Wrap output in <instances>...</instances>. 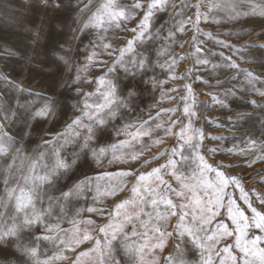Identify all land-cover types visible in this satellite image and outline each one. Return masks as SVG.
Instances as JSON below:
<instances>
[{
    "label": "rangeland",
    "instance_id": "rangeland-1",
    "mask_svg": "<svg viewBox=\"0 0 264 264\" xmlns=\"http://www.w3.org/2000/svg\"><path fill=\"white\" fill-rule=\"evenodd\" d=\"M104 2L64 0L66 10L54 11L42 0H0V124L3 125L0 132L12 138L13 148H20V157L25 158L23 168L15 173L19 182L23 183L22 177L27 174L31 162L41 152L47 154L53 148H59L61 156L69 163L75 159L57 183V187L64 190L85 176L95 177L105 172L132 173L123 178H112L111 184H120L122 189L115 195L105 194L102 188L95 202V190H84L82 195L72 197L60 227L79 229L80 232H69L68 243L59 249L52 243L43 242L39 258L49 260V264H99V250L92 251L96 248V240L104 242L99 228L108 223L122 224L124 231L130 234L132 224L124 221L132 217L137 232L146 233L131 241L140 249L138 264H205L209 260L211 264H236L231 259L238 255L235 247L231 254L222 251L235 245V235H226L220 225H227L229 232L237 227L229 218L226 207H217L215 216L210 212H197V219L204 215L208 222L200 221L196 225L203 228L199 235L204 242L201 247H195L187 234L182 238L179 230L174 231L185 213L188 215L184 216L183 224L191 227L195 223L191 195L178 197L165 192L166 198L176 207L168 208L161 203L153 211L151 205L142 203L140 194L143 188L154 187L158 181L153 177L138 185L137 178L167 165L169 159L177 162L176 166L184 176H189L201 163L196 159L197 154L203 156V163L222 172L225 178L239 179L238 186L230 182L225 187L223 205L231 200L233 214L239 209L249 218L251 226L246 229L247 236L264 234L255 227L259 217L264 215V95H261L264 93V0H167L165 7L155 11L151 18L148 31L152 38L146 35L143 43L133 45L136 59L143 55L151 60L146 74L137 75L133 81L118 63L119 49L136 37L137 33L131 29L140 24L152 0H120L129 8L141 4L133 10L131 19L120 22V27L113 24L111 27L106 25V30L84 28ZM170 31L174 33L171 38ZM103 44H109L110 48L104 49ZM93 51L96 55L89 61L87 57ZM59 56H64L67 63L59 60ZM133 56L132 52L125 53L124 63L128 64ZM203 60L208 63H201ZM231 63L238 67H229ZM110 68L114 70L109 72ZM248 73L252 74L251 80ZM77 75L79 80H76ZM101 76L119 83L118 95L124 106L116 109V116L108 120L105 135L99 140L94 138L91 148L98 151L115 143L116 129L127 124L137 126L128 129L134 133L140 124L148 121L154 131L150 136L135 139L121 135L119 139L129 141L124 149L115 156L108 151L96 158L91 151L85 155V150L80 147L83 129L80 130L82 135L73 137L70 143L61 140L57 144L54 138L81 115L79 109L84 94L96 93V81ZM129 82L135 85V93L131 96L124 87ZM76 89H80L79 93ZM220 100L224 102L223 106L218 102ZM46 101L53 102L52 114L46 118H33L32 114ZM186 106L195 115H185ZM157 123L163 127L155 128ZM182 124L185 135L193 136L195 148L185 145L179 138ZM165 128H171V132L166 133ZM157 140L161 142L155 143ZM181 145H184L183 155L189 157L187 161L179 154L172 156L173 149H180ZM136 153L142 154L133 160ZM14 155L15 152L10 151L0 157V168L6 169ZM45 162H48L47 157ZM16 163L19 165L20 159ZM171 171L160 168L159 175L180 191ZM3 175L7 172H0V176ZM205 177L213 180L215 171L205 172ZM100 184L105 185L107 181H100ZM134 187L138 188L137 194L132 192ZM3 189L0 179V196H3ZM49 194L59 195V192ZM245 194L247 201L243 199ZM126 200L132 203L116 215V206ZM5 205L0 206V213H3L0 227L11 223L13 205L6 197ZM37 207L41 205L38 203ZM43 207H47L46 202ZM88 207L99 208L101 212L83 211L75 216L78 209ZM200 207L203 208L204 203ZM141 208L152 213L151 219L140 211ZM252 209L256 210L255 221H252ZM173 212L175 215L171 214ZM72 218L78 221L75 226L67 222ZM88 220L95 223L87 224ZM141 221L145 222L143 226ZM157 227L160 232L152 230ZM33 231L40 234L38 230ZM84 232L91 235L92 240L77 244L76 240ZM161 232L172 235L162 236ZM27 239L26 233L25 242ZM113 243L116 260L120 264H129V257L124 254L119 240ZM81 253L88 255L81 256ZM54 254L66 258L53 260ZM3 259L4 253L0 250V260Z\"/></svg>",
    "mask_w": 264,
    "mask_h": 264
},
{
    "label": "snow or ice",
    "instance_id": "snow-or-ice-1",
    "mask_svg": "<svg viewBox=\"0 0 264 264\" xmlns=\"http://www.w3.org/2000/svg\"><path fill=\"white\" fill-rule=\"evenodd\" d=\"M43 3L54 11L66 10V5L64 0H42ZM167 0H152L148 6V10L145 13L140 24L136 28L131 29L132 32L137 33L133 40L127 42V46L119 49L120 60L118 63L123 67V71L130 81L135 80L136 76L139 74H146L148 66L151 64V60L147 56L141 55L139 59L135 58V49L133 45L137 42L143 43L146 35L147 38H152L151 33L148 31L150 27V21L155 11H159L165 7ZM141 7V4L136 3L129 8L127 5L120 3V0H105V2L97 9L96 13L90 17L88 23L84 25V28H100L106 30L105 26L111 27L115 24L116 27H120L122 21L129 20L132 18L133 10ZM199 7V5H197ZM197 19H199V13H197ZM182 31V29H181ZM174 35L173 32H169V38ZM223 43V42H218ZM104 49L110 48L109 44L102 45ZM231 47V46H228ZM236 51H240L237 49ZM53 54H56V49H52ZM127 52H132L134 56L129 59L128 64L124 63V54ZM110 54V53H109ZM161 55L162 53H157ZM96 53L93 51L91 55L87 57L89 61L93 60ZM59 60L67 63L64 56H59ZM230 59V58H229ZM201 63L207 64V60L200 61ZM164 67V65H160ZM229 67H238L235 63L229 64ZM114 69L110 68L109 72ZM250 80L252 79V74L248 73ZM80 77L77 75L76 80ZM97 90L96 93H85L84 99L82 100V107L79 109L81 115L77 116L71 124H69L65 132L57 134L54 138L55 143L59 144L61 140L65 143H70L73 137H80L82 135L81 129H83V143L80 147L85 150V155L88 151L92 152V155L96 158L104 155L106 152L111 151L113 156L116 153L124 149L129 141L119 139L121 135H130L134 139L138 136H150L154 131L151 126L148 125V121H144L140 124L136 132H129L128 129L136 128L134 124H127L122 129H116L117 140L115 143H110L107 147H101L98 151L91 148V142L93 139L99 140L102 138L108 127V120L116 116V109L123 105V101L118 95L119 83L108 80L105 76L99 77L96 81ZM125 89L127 90L128 96L134 95L135 85L131 82L126 84ZM103 89V90H102ZM79 93L80 89H76ZM229 93H226V95ZM264 95V93H261ZM222 106L224 102L222 100L218 101ZM248 103L252 104L253 101ZM75 107V106H74ZM53 112V102L46 101L44 105L36 110L32 116L35 117H47ZM185 115L192 116L195 112H190L186 106L184 109ZM15 115V113H12ZM159 115V114H158ZM85 120L87 122H85ZM191 123V121H189ZM175 124V121H173ZM3 125L0 124V128ZM163 127L162 124L157 123L155 128ZM199 132V130H196ZM166 133L171 132V128H165ZM202 137V132L200 133ZM179 138L184 141L185 145H189L195 148L197 145L192 144L193 136L185 135V126L181 125V132ZM157 140L155 143H160ZM15 142L12 140L7 133L0 132V157L6 156L11 152H15L14 156H11L12 163L7 165L6 169L0 168V172H7V175L0 176L3 181L4 189L3 196H0V206L5 205V197L8 203L13 205V214L10 217L11 223L5 224L0 227V250L4 253V259L0 260V264H49V260H41L39 258V249L43 242L52 243L54 248H62L68 243L66 239L69 232L75 231L79 233V229H64L61 228V222L67 216V206L71 202V198L74 196H80L83 194L84 190L89 192L95 190L96 196H93V201L95 202L98 196L101 194V189L107 195H115L118 190L121 189V185L117 184L113 186L111 184L113 177H125L131 175L130 172H117V173H101L95 177L85 176L83 180H79L74 185L64 190L63 188L57 187L59 179L67 174V171L71 168L72 164L75 163V159L69 163L66 159L61 156L59 148H53L49 153L41 152L39 156L31 162L28 167V172L23 175V183L21 184L16 178L15 173L23 168V163L25 158L20 157V148H13ZM49 143V142H46ZM255 143V141H252ZM183 147L180 149L174 148L172 151V156L179 154L183 160L187 161L189 157L183 155ZM142 153H136L132 156L133 160L138 159L139 155ZM47 157V161L45 159ZM20 159V164L17 165L16 161ZM196 159L201 163L198 165V170L193 169L191 175L184 176L179 168L176 166V161L169 159L167 165H161L160 168L171 169L170 175L178 182L180 191L173 188L168 181L164 180L160 175V168H155L147 174H141L137 178V184L146 179H151L153 177L158 181L156 185L145 187L140 194V199L144 205H151L153 211H155L158 206L163 203L168 208L176 207L171 199H167L165 192L174 193L176 196H185L187 194L191 195L192 200V220L195 222L191 227L185 226L183 224L184 216L188 215L185 213L181 216L180 223L176 225L174 231L179 230L178 234L180 237H184L185 234L190 238L189 242L195 247H201L204 238L199 235L203 228H198L196 225L200 221L207 223L204 215H200L197 219V212L205 213L210 212L215 216L216 208L224 206L227 208L229 218L232 223L237 227L233 232H229L227 225L221 224L220 228L224 229V233L228 236L235 235V245H229L225 247L222 251L231 254L232 248L238 250V255L231 256V259L236 262V264H264V234L254 235L252 237L247 236L246 229L251 226L249 218L244 215V212L236 209L235 214H233V202L229 200L227 205H223V197L225 195L224 189L231 182L233 185L238 186L240 181L236 177L225 178L224 174L218 170L212 169L209 165L203 163V156L197 154ZM251 166V164H249ZM215 171V178L211 181L206 179L205 172ZM42 172V174H41ZM100 181H107V184L101 185ZM163 186V187H161ZM50 192H59V195L49 194ZM133 194L138 193V188L134 187L132 189ZM204 198V199H202ZM245 201L248 200L247 195L243 196ZM206 201V202H205ZM47 203V207H43L44 203ZM41 207H37V204ZM132 203L131 200H126L121 204L116 206V215H119L121 208ZM204 203V207L201 208L200 205ZM211 205V207H208ZM184 207V205H182ZM83 211L89 213L96 212L100 213L101 209L88 207L87 209H78L75 212V216ZM140 211L148 216L150 219L152 213L144 212L141 208ZM253 217L252 221L256 219V210L252 209ZM175 215V213H171ZM111 215V214H110ZM159 215V213H157ZM3 217V213H0V218ZM138 219V216H137ZM54 220V222H53ZM69 224L75 226L78 221L72 218L67 221ZM87 224H94L92 220L86 221ZM124 223H131V233L125 232L122 224H112L108 223L99 228V232L104 236V242L101 240H96V248L92 251L99 250V264H120L113 255V249L115 247L113 242L119 243L123 247L124 254L129 257V264H138L137 256L140 254V249L136 247L131 241L137 235L145 236L146 233H138L137 225L133 222L132 217H127ZM144 225V221L140 222ZM255 227L264 233V215L259 217V222L255 223ZM40 231L37 235L33 230ZM154 232H160L159 227L152 229ZM28 234L27 242H25V234ZM238 233V234H237ZM162 236H171L172 233L161 232ZM243 237V239H242ZM211 239V238H210ZM92 240V236L87 232H84L76 240V243H83L84 241ZM81 256H86L88 253H81ZM66 257H61L58 254H54L51 259H64ZM79 259V258H77ZM172 259L171 257L169 258ZM183 264V262H181ZM205 264H211V261L205 262ZM223 264V262H221Z\"/></svg>",
    "mask_w": 264,
    "mask_h": 264
}]
</instances>
